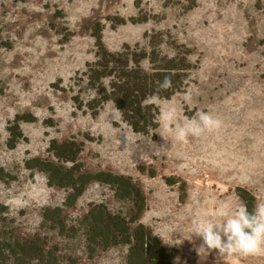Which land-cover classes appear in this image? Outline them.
<instances>
[{
    "label": "rangeland",
    "instance_id": "rangeland-1",
    "mask_svg": "<svg viewBox=\"0 0 264 264\" xmlns=\"http://www.w3.org/2000/svg\"><path fill=\"white\" fill-rule=\"evenodd\" d=\"M136 3L0 0V165L13 175V180H0V203L18 235L41 237L58 264H127L125 246L98 251L89 259L80 234L72 240L40 229L43 209L63 207L71 189L48 187L45 175L26 170L24 160H53L47 152L50 140L75 137L85 142L79 156L84 171L108 170L140 184L146 197L140 222L164 245L178 249L172 264H264V253L229 259L211 250L202 258L197 252L202 238L191 231L194 220L212 215L221 204L233 210L244 205L236 186L251 190L256 205L264 202V0ZM141 12L151 19L131 20ZM113 18L124 22L114 25ZM94 25L102 29L111 51L124 44L147 48L143 34L152 30L166 32L192 51L189 60L196 68L184 90L171 99L151 100L160 108L155 139L133 132L112 102L96 117L86 106L94 96L83 76L86 63L95 59ZM161 49L171 54L167 45ZM170 109H175L178 124L204 111L219 119L221 127L181 142L175 125L166 127L162 120ZM26 113L38 120L20 123L27 140L9 150L8 124ZM49 117L55 126L43 124ZM101 202L112 213L125 214L130 208L108 185L92 182L74 207L63 208L67 226H77L78 218ZM0 229L9 231L10 226L0 222Z\"/></svg>",
    "mask_w": 264,
    "mask_h": 264
},
{
    "label": "trees",
    "instance_id": "trees-1",
    "mask_svg": "<svg viewBox=\"0 0 264 264\" xmlns=\"http://www.w3.org/2000/svg\"><path fill=\"white\" fill-rule=\"evenodd\" d=\"M136 2L138 4L140 0ZM137 8L140 9L139 5ZM150 19L147 13L141 12L131 20L146 23ZM116 20L118 19H111V23L116 25L124 22L119 19L122 23H116ZM92 36L95 40V59L87 62L83 71L84 86L94 94L86 104L91 115L98 116L104 104L112 102L122 121L133 132L155 139V131L160 124V108L151 100L171 99L184 90L196 68V62L189 60L192 51L177 43L164 31L145 32L143 37L148 40L147 48L139 43L133 46L124 44L118 51H111L104 45L99 25H94ZM164 44L170 48L171 54L161 49ZM166 76L171 78L172 86L161 89L159 84ZM77 100L78 97L74 96L75 104L78 103ZM37 120L32 113L16 115L7 127V149H15L21 141L27 140L20 128L21 122L34 123ZM43 124L53 127L56 123L49 117ZM84 149L85 142L78 141L75 137L63 141L52 139L47 152L53 156V160L40 156L24 160L26 170L45 175L48 187L71 189L63 207L43 209L40 229L54 230L59 236L72 240L80 234L84 239V252L89 259L98 251L125 246L127 264H172L178 255V249L164 245L151 228L140 222V217L146 210V197L140 184L133 181L131 176L108 170L84 171L83 163L79 161ZM0 180H13V175L1 165ZM92 182L108 185L119 202L130 204L129 211L125 214L121 210L112 213L102 202L93 204L84 216L78 218L77 226L68 227L63 208L74 207ZM234 192L250 212L256 207L257 199L251 190L236 186ZM6 213L7 207L0 203V222L10 226L9 231L0 229V264H30L33 260L36 264L59 263L54 253L46 249L41 237L32 240L20 237L12 225L13 219H9Z\"/></svg>",
    "mask_w": 264,
    "mask_h": 264
},
{
    "label": "clouds",
    "instance_id": "clouds-1",
    "mask_svg": "<svg viewBox=\"0 0 264 264\" xmlns=\"http://www.w3.org/2000/svg\"><path fill=\"white\" fill-rule=\"evenodd\" d=\"M172 86L171 78L166 76L159 88ZM166 127L175 125V138L181 142L189 136L200 137L221 127V121L208 112L200 111L183 124L176 123L175 109L162 113ZM192 234L202 238L203 243L197 249L202 258L211 250H217L220 256L231 258L233 255H258L264 253V202L258 203L250 212L241 205L233 210L227 204H221L210 216L194 220Z\"/></svg>",
    "mask_w": 264,
    "mask_h": 264
}]
</instances>
